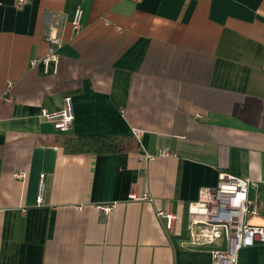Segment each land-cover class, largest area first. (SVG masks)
Listing matches in <instances>:
<instances>
[{"label":"crops","instance_id":"0c3cea01","mask_svg":"<svg viewBox=\"0 0 264 264\" xmlns=\"http://www.w3.org/2000/svg\"><path fill=\"white\" fill-rule=\"evenodd\" d=\"M55 17L46 70L31 61ZM65 96L74 119L59 131L40 112ZM77 134L139 148L66 153ZM221 172L249 180L251 223L264 225V0H0V264H211V248L185 245L188 207ZM158 210L179 216L173 233ZM237 264H264V243Z\"/></svg>","mask_w":264,"mask_h":264},{"label":"built area","instance_id":"2783aa9c","mask_svg":"<svg viewBox=\"0 0 264 264\" xmlns=\"http://www.w3.org/2000/svg\"><path fill=\"white\" fill-rule=\"evenodd\" d=\"M27 0H14L16 9H21ZM82 10L77 8L72 16V29L77 32L81 29ZM61 25L58 17H55L48 26L45 34L47 52L44 57L35 58L31 63H42L46 70L50 67L57 69L59 62L58 48L61 46V37L57 31ZM40 117L53 124L59 131H68L74 119L73 102L71 96H65L63 107L54 112L43 108ZM139 138L140 132L134 131ZM165 153V152H161ZM143 157L153 160L155 155L144 152ZM24 170H17L14 176L22 178ZM43 174L40 175L36 202L42 201ZM249 180L244 177L221 172L216 186H204L199 191L196 202L188 207L189 223L186 246L205 247L218 239H223L224 249H211V264H237L238 253L244 247L264 243V225L251 223V216L258 211V199L248 194ZM128 197L134 200L150 199L146 192H137L133 189ZM117 202L97 204L98 212L108 214L116 207ZM158 218L162 221L166 232L173 233L176 222H181L178 215L169 210H158Z\"/></svg>","mask_w":264,"mask_h":264},{"label":"trees","instance_id":"16d2710c","mask_svg":"<svg viewBox=\"0 0 264 264\" xmlns=\"http://www.w3.org/2000/svg\"><path fill=\"white\" fill-rule=\"evenodd\" d=\"M138 148L137 141L129 136L77 134L67 136L63 141L66 153H112Z\"/></svg>","mask_w":264,"mask_h":264},{"label":"rangeland","instance_id":"374dc122","mask_svg":"<svg viewBox=\"0 0 264 264\" xmlns=\"http://www.w3.org/2000/svg\"><path fill=\"white\" fill-rule=\"evenodd\" d=\"M208 247L211 248V249H224L225 246H224L223 243H221V239H218L214 243L210 244Z\"/></svg>","mask_w":264,"mask_h":264}]
</instances>
